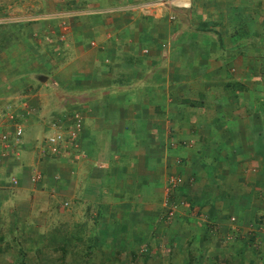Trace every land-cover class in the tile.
I'll return each instance as SVG.
<instances>
[{
  "label": "crops",
  "instance_id": "crops-1",
  "mask_svg": "<svg viewBox=\"0 0 264 264\" xmlns=\"http://www.w3.org/2000/svg\"><path fill=\"white\" fill-rule=\"evenodd\" d=\"M149 1L0 0V264H264V0Z\"/></svg>",
  "mask_w": 264,
  "mask_h": 264
},
{
  "label": "built area",
  "instance_id": "built-area-1",
  "mask_svg": "<svg viewBox=\"0 0 264 264\" xmlns=\"http://www.w3.org/2000/svg\"><path fill=\"white\" fill-rule=\"evenodd\" d=\"M174 1L178 0H153L151 4L169 6L173 5ZM179 5L180 3H178L177 6ZM60 25L61 27H64L63 20L60 21ZM12 104L13 103L6 104L2 109H0V142H2L6 148H8L10 144L16 145L20 143L22 135V117L29 111L27 103L25 102H18L17 106H13ZM58 121V119H55L50 123L54 130L42 139L46 148L53 152L57 151V146L63 147V145H69L75 147L76 138L80 129V119L76 117L73 127L68 129L67 138L64 140L62 132L58 127ZM37 178L38 174L33 176L31 180L34 181ZM12 181L14 182L13 179ZM170 181L172 183H178L180 182V179L178 177H171ZM169 207H173V205H169ZM171 213V210H169L167 215H171Z\"/></svg>",
  "mask_w": 264,
  "mask_h": 264
},
{
  "label": "rangeland",
  "instance_id": "rangeland-1",
  "mask_svg": "<svg viewBox=\"0 0 264 264\" xmlns=\"http://www.w3.org/2000/svg\"><path fill=\"white\" fill-rule=\"evenodd\" d=\"M153 0H150L149 1V3H151ZM152 5H154L153 3H152ZM160 5H162V4H160ZM147 7L149 8L150 7V5L149 4H147ZM166 7V6H165ZM228 240H230V239H228ZM224 244H226V242H224ZM221 246H224V245H222L221 243H220V247ZM54 255H56V254H54ZM54 255H52V256H49V259L50 260H53L54 259ZM219 257V256H218ZM219 258H221V257H219ZM234 258L235 259H231V260H234V264H236V262H238V259L234 256ZM256 260H258L259 261V258L258 259H256ZM260 261H261V263L263 262L261 259H260ZM259 261V262H260ZM21 262H24L25 264H27L28 262H29V259L28 258H25V259H23V258H20V259H16V261L14 262L15 264H19V263H21ZM35 262V261H34ZM45 262V260L44 261H42V260H38L36 263H38V264H45L44 263ZM218 263L217 264H221L220 262L221 261H217ZM259 262H257L258 264H259ZM191 263L192 264H208V262L207 261H204L203 260V258H197V259H195V260H192L191 261ZM29 264H34V263H29ZM227 264V263H226ZM263 264V263H262Z\"/></svg>",
  "mask_w": 264,
  "mask_h": 264
},
{
  "label": "trees",
  "instance_id": "trees-1",
  "mask_svg": "<svg viewBox=\"0 0 264 264\" xmlns=\"http://www.w3.org/2000/svg\"><path fill=\"white\" fill-rule=\"evenodd\" d=\"M227 264H234V260H231L230 258L226 260ZM15 264V263H14ZM19 264H25L24 262H21Z\"/></svg>",
  "mask_w": 264,
  "mask_h": 264
}]
</instances>
